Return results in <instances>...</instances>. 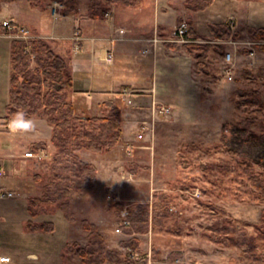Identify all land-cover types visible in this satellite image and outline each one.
<instances>
[{
  "label": "rangeland",
  "instance_id": "obj_1",
  "mask_svg": "<svg viewBox=\"0 0 264 264\" xmlns=\"http://www.w3.org/2000/svg\"><path fill=\"white\" fill-rule=\"evenodd\" d=\"M92 2L108 7L98 20L89 16ZM53 7L57 8V14L53 13ZM69 7L73 11L64 14V9ZM125 9L142 20L158 16L151 29L143 27L152 35L149 42L154 47L160 41L162 46L174 41L180 17L188 28L195 30L194 41L213 45L203 58L204 70L195 67V60L182 47L177 48L175 53L180 54L173 59L175 64L168 63L169 71L157 79L159 88L167 87V101L158 100L151 106L150 114H146L147 105L140 96L132 97L138 99L133 101L138 109L137 115L129 112L125 116L129 139L120 141L114 151L116 146L99 154L87 148L78 151L98 171L96 186L74 197L72 209L77 215L74 223L66 219L57 203H45L35 216L27 210L28 197L41 195L48 182L56 150L50 142L52 125L42 112L38 113L34 117L36 131L47 140L41 141L47 144L46 151L40 152L43 157H38V165L28 167L24 187H19L22 195L21 191H14L13 197L0 198V256L11 257V261L1 264H85L68 249L71 242L82 245L87 242V231L80 224L83 218L97 225L110 248L123 250L121 240L131 235L123 232L116 213L123 217L137 204L152 209L156 200L167 203L171 215L163 230L150 228L136 234L142 247L138 251L140 256L126 257L134 264H142L144 258L148 264H248L243 247L216 243L206 235L220 233L218 229L233 221L230 219L246 227L249 233H256L259 231L256 225L264 220V160L241 154L226 143L235 125L241 129L243 138L256 141L255 135L264 133V48L261 47L264 37L254 38L247 31V26L264 28V0H212L201 10L190 8L187 0H142L137 6L122 2L107 4L106 0H40L38 5L29 0H3L0 23L13 20L21 28H27L30 35L63 39L69 47L72 40L65 36L71 37L76 28L81 31L82 23L118 20ZM227 18L232 34L216 37L210 24ZM17 37L22 38V32H0L3 69L7 65L5 56H9V41ZM185 39L177 42L190 40ZM47 40L58 48L56 40ZM250 50L255 51L254 55ZM142 51H136L134 58L149 60L152 52L146 46ZM227 52L232 53L230 64L225 63ZM162 54L158 58L164 61ZM126 60L132 59H124L123 68ZM8 66L11 71L9 61ZM141 70L143 84H150L151 68L143 66ZM133 76L137 77V73ZM143 93L136 90L132 94ZM249 94L251 98L255 95L258 102H244L243 97ZM118 105L124 108L125 100ZM163 107L169 108L167 115L161 113ZM126 117L134 122H128ZM108 188L113 192L107 191ZM29 219L52 221L54 227L49 232H34L26 225ZM177 252L181 255L171 262L168 257ZM153 254L158 257L156 261Z\"/></svg>",
  "mask_w": 264,
  "mask_h": 264
},
{
  "label": "trees",
  "instance_id": "obj_2",
  "mask_svg": "<svg viewBox=\"0 0 264 264\" xmlns=\"http://www.w3.org/2000/svg\"><path fill=\"white\" fill-rule=\"evenodd\" d=\"M3 0H0V3ZM10 1V0H6ZM39 4L40 0H29ZM107 4L122 2L126 6H137L142 0H106ZM190 8L201 10L211 4L212 0H187ZM107 6H100L97 2L89 5V16L98 19L104 16ZM73 11L72 7L64 9V14ZM177 23H183L180 17ZM178 25V26H179ZM211 32L218 38L230 36L229 19L219 23L210 24ZM248 33L254 38L264 37V28L247 26ZM1 33L16 32L0 23ZM237 34V33H235ZM195 30L188 28L185 36L190 39L182 44L176 41H168L166 45L173 49L182 47L195 60V67L204 70L203 58L212 48V43L202 44L194 41ZM264 48V45H261ZM10 78L9 101L6 105L5 118L18 109H24L29 116L34 118L42 112L48 124L52 125L50 142L55 147L51 159V175L43 186L41 195L28 197L27 210L32 216L39 214L44 209L45 203H57L69 222H76L77 215L72 209V203L78 192H84L94 188L97 184V166L85 162L78 151L87 148L93 152L101 153L115 147L123 138L121 123V108L113 99H108L100 104L101 114L82 115L77 114L75 106L70 99L73 90V76L67 59L56 52L51 43L43 37L33 36L28 39L14 38L10 45ZM256 96L243 97L244 102H258ZM232 137L226 141L233 149L241 154L252 156L257 160H264V133L255 135L257 139L241 137V129L236 125L231 127ZM33 149L37 151L45 148V142L33 143ZM257 185L260 183L253 178ZM113 192L111 189H107ZM122 207L120 204H117ZM264 216V209L262 211ZM171 215L169 205L161 200L152 204V209L144 204H137L128 210L126 220L129 225H121L122 230L131 237L121 240V246H131L141 252L142 247L136 234L145 233L150 228L163 230ZM224 224L218 230L221 232L208 234L216 243L225 245H237L245 250L248 264H264V220L256 225L259 230L249 233L246 227L235 223L234 219ZM116 221L123 222V217L116 213ZM80 224L87 231V242L82 245L77 241L68 244V249L77 254L85 264H134V261L126 258L119 248H110L106 238L99 231L97 225L90 219L83 218ZM245 224V223H244ZM27 227L34 231L49 232L53 229L52 221L36 222L32 219L26 221ZM181 253H173L168 259L174 262ZM153 254V259L157 260ZM147 259H142V264H148ZM153 264H161L155 262Z\"/></svg>",
  "mask_w": 264,
  "mask_h": 264
},
{
  "label": "crops",
  "instance_id": "obj_3",
  "mask_svg": "<svg viewBox=\"0 0 264 264\" xmlns=\"http://www.w3.org/2000/svg\"><path fill=\"white\" fill-rule=\"evenodd\" d=\"M131 15V10L125 9L118 20L111 19V17V20L101 24L90 23L89 21L82 23L80 26L83 39L81 41V49L77 52L73 49V42L67 47L63 39H56L55 37L47 38L56 40L58 48H53L67 59L71 68L74 87L70 93V99L75 106L77 114L99 115V113L101 114V102L113 99L117 104H121V101L125 100L126 106L124 108L120 107L123 127L121 143L129 139L128 131L125 128L126 113L130 112L137 115L138 104L133 101H137L138 99H133L132 97L140 96L141 100L147 105L146 114H150L151 106L158 102V100L162 99L166 102L169 96L166 90L167 87L161 85L159 88L157 79L159 75H163V73L169 71L167 68L168 63L173 66L175 64L173 59L177 58L180 54V52L175 53L177 49L168 48L166 44L162 46L160 44L161 41L155 47L153 43L149 42L152 39V35L149 36V30L143 29V27H150L151 29L155 22H158V16L157 18H149L147 16L142 20L140 16ZM42 36L45 37V35ZM65 39L70 40V36H65ZM9 42L11 44V39ZM143 46L148 47L152 52L149 55V60L135 59L134 53L136 51L143 53ZM8 48L9 43L7 44ZM108 50H111L114 54L113 63L105 60ZM160 53H163L162 56L165 57L164 61L158 58L161 57L158 56ZM5 57L7 62L6 68L3 69L0 64V72L3 73L2 76L0 73V78H3V82H0V159L5 164L7 174L0 179V186L8 187L13 191H21L19 187H24V179L28 177L25 174L28 167L38 165L37 163H39L38 157H25L24 153L32 151L37 155L45 151V149L35 151L29 148L35 142H47V140L40 138L38 131L28 135L16 136L9 133L7 129L9 119L7 120L5 115L6 105L9 101L10 69L8 61L10 64V48L9 56ZM126 58H131L132 60H126L124 64L125 68H123L121 65ZM143 66L151 68L150 84L147 82L143 84L145 81L141 77ZM4 70H6L5 77ZM134 73H137V77L133 76ZM136 90H142L144 93L138 95L132 94ZM126 118L128 122H134L132 118ZM33 119L35 120V118ZM117 146L113 151L118 148ZM14 168L18 169L16 173L13 172ZM19 193L21 194L22 191Z\"/></svg>",
  "mask_w": 264,
  "mask_h": 264
},
{
  "label": "built area",
  "instance_id": "obj_4",
  "mask_svg": "<svg viewBox=\"0 0 264 264\" xmlns=\"http://www.w3.org/2000/svg\"><path fill=\"white\" fill-rule=\"evenodd\" d=\"M56 10L57 8L56 7H53V13L56 14ZM3 24L5 26H8L9 28H17L18 31L22 32V35L23 37H28V34H29V31L28 29L24 28V27H15L13 25H11L10 21H3ZM188 27L186 25V23H182L180 25L179 28L176 29V32H174L175 34V38L174 40L176 41H185V33L187 31ZM30 35V34H29ZM72 39L75 41V49H79V42L81 41L82 37H81V34L78 30L74 31L73 35H72ZM250 54L254 55L255 51L253 50H250L249 51ZM225 63L226 64H230L231 63V60H233V57H232V53L231 52H227L225 57ZM106 61L108 62H113V53L111 51L108 52L107 56H106ZM229 71V70H228ZM161 113H163L164 115L168 114L167 112H169V108H161L160 109ZM139 137H143V134H139ZM24 156L25 157H32L34 156V154L31 152V151H26L24 153ZM17 170L14 169V172H16ZM7 173V170L4 166V162L2 159H0V177H3L5 176ZM14 196V192L12 190H8V189H5L3 187H0V198H10V197H13ZM124 225H128L129 224V221L124 219L123 221ZM123 251L125 253V255L129 258H137L140 256L139 252L137 250H135L134 248H132L131 246H127V247H124L123 248ZM9 260V256H5V255H2L0 256V261L3 262V261H8Z\"/></svg>",
  "mask_w": 264,
  "mask_h": 264
},
{
  "label": "clouds",
  "instance_id": "obj_5",
  "mask_svg": "<svg viewBox=\"0 0 264 264\" xmlns=\"http://www.w3.org/2000/svg\"><path fill=\"white\" fill-rule=\"evenodd\" d=\"M37 127V121L29 116L28 113L22 108H18L11 115L7 123V129L13 136L35 133Z\"/></svg>",
  "mask_w": 264,
  "mask_h": 264
}]
</instances>
